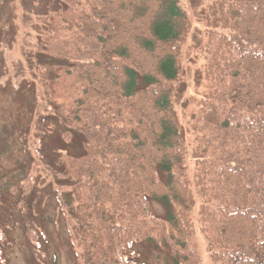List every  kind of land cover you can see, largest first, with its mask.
<instances>
[{
  "label": "trees",
  "instance_id": "trees-1",
  "mask_svg": "<svg viewBox=\"0 0 264 264\" xmlns=\"http://www.w3.org/2000/svg\"><path fill=\"white\" fill-rule=\"evenodd\" d=\"M64 1L48 10L39 80L47 115L84 138L51 159L73 181L76 264H147L127 257L134 241L200 264L195 198L211 264H264V0L206 1L191 176L174 106L180 0Z\"/></svg>",
  "mask_w": 264,
  "mask_h": 264
},
{
  "label": "rangeland",
  "instance_id": "rangeland-1",
  "mask_svg": "<svg viewBox=\"0 0 264 264\" xmlns=\"http://www.w3.org/2000/svg\"><path fill=\"white\" fill-rule=\"evenodd\" d=\"M206 1L180 0L190 27L180 78L173 87L189 176L191 125L198 103L206 96L204 58L198 51L206 37ZM64 4V0H0V264L77 262L73 181L55 173L51 159L66 152L82 153L84 138L77 129L62 127L47 115L39 80L41 65L50 60L43 51L44 37L51 16L56 15L48 10ZM151 205L156 214L163 213L157 202ZM199 212L195 198L190 216L200 264H211ZM127 257L172 264L166 251L148 241H134Z\"/></svg>",
  "mask_w": 264,
  "mask_h": 264
}]
</instances>
